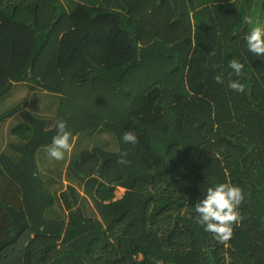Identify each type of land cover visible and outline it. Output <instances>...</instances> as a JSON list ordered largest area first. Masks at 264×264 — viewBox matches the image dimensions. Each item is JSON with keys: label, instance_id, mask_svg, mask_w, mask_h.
<instances>
[{"label": "trees", "instance_id": "obj_1", "mask_svg": "<svg viewBox=\"0 0 264 264\" xmlns=\"http://www.w3.org/2000/svg\"><path fill=\"white\" fill-rule=\"evenodd\" d=\"M249 17L263 24L264 0H0V264H264V56L247 49ZM61 119L73 138L58 195L41 165ZM219 182L244 193L226 242L195 212Z\"/></svg>", "mask_w": 264, "mask_h": 264}, {"label": "clouds", "instance_id": "obj_2", "mask_svg": "<svg viewBox=\"0 0 264 264\" xmlns=\"http://www.w3.org/2000/svg\"><path fill=\"white\" fill-rule=\"evenodd\" d=\"M248 25L249 27L244 34L248 51L255 56H264V24H253L251 17H249ZM229 67L235 76L239 77L244 64L233 58L229 61ZM215 80L217 83H223L222 75L215 76ZM228 87L237 92H244L245 90L244 84L239 79H230ZM42 96L51 98L49 92L46 91L42 92ZM57 112L58 106L51 117L54 118ZM56 129V134L52 137L51 143L46 145V148L50 157L61 160L64 158L65 151L71 150L70 140L73 138V134L68 130L66 121L62 119L57 120ZM137 139V135L133 132H125L122 136L125 143L134 144ZM120 155V162H126L124 158L127 156V152H122ZM243 200L244 193L240 187L231 182L216 183L207 187L202 198L198 199L195 204V212L198 214L196 218L203 230L213 234L216 240L220 242L229 241L233 235V224L239 219V206Z\"/></svg>", "mask_w": 264, "mask_h": 264}, {"label": "rangeland", "instance_id": "obj_3", "mask_svg": "<svg viewBox=\"0 0 264 264\" xmlns=\"http://www.w3.org/2000/svg\"><path fill=\"white\" fill-rule=\"evenodd\" d=\"M263 24H264V20H263ZM13 91H14V89L11 90V92L8 94V96H10ZM8 96L5 95L7 100H8ZM57 103L53 104L54 108L52 109L51 113H50L51 109L47 107V105L51 104V102L49 100L45 99V101H42L43 105H37V107H38V109H40L41 112H46L47 116L50 115V117H51L55 113V109H56L57 106H58V109H59V104L57 105ZM34 106H36V101L33 102L29 108H32ZM83 108H84L83 105H81V108H80V111H79L78 115H82L83 114ZM60 110H61V108H60ZM59 113H60V111H59ZM59 116L60 117L63 116V111L57 117H59ZM104 136H107V135H103L102 136L103 139H104ZM83 139L86 140V141H89L88 140L89 139L88 136H84V137H82V140L79 141L80 144L82 143L81 145H83ZM71 149H72V147H71ZM70 152H71V150L68 151V156L69 157L66 158L64 156V158L61 160L60 163H59V160H57V162L55 160L54 163H53V159L54 158L47 156L43 160L42 165H41L42 166L41 170L43 171V175H44L43 178L45 180H47V182H49V188H50V190L52 192H54L56 190H59L58 191V195H59V193L61 191L65 190L67 185L69 184V179L67 178L66 170L68 168L69 162L71 161L70 160L71 159L70 158V155H71ZM45 160H47V161L45 162ZM48 160H49V163H52V165H50V166L48 165L49 164ZM55 162L61 164L60 168L57 165L58 168H59L58 170H57V168L55 166ZM124 192H125V190L119 189L118 192H117L118 198H121L124 195Z\"/></svg>", "mask_w": 264, "mask_h": 264}]
</instances>
